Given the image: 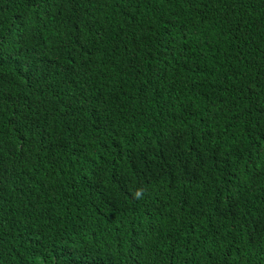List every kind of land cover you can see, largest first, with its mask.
<instances>
[{
	"label": "trees",
	"instance_id": "16d2710c",
	"mask_svg": "<svg viewBox=\"0 0 264 264\" xmlns=\"http://www.w3.org/2000/svg\"><path fill=\"white\" fill-rule=\"evenodd\" d=\"M0 264H264V0H0Z\"/></svg>",
	"mask_w": 264,
	"mask_h": 264
}]
</instances>
